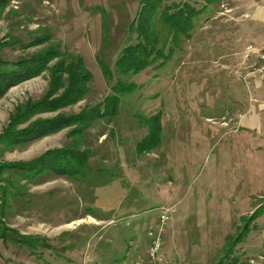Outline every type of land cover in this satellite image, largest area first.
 <instances>
[{
    "label": "rangeland",
    "instance_id": "374dc122",
    "mask_svg": "<svg viewBox=\"0 0 264 264\" xmlns=\"http://www.w3.org/2000/svg\"><path fill=\"white\" fill-rule=\"evenodd\" d=\"M175 1L203 6L190 36L136 74L115 62L138 0H8L0 11L1 73L56 48L91 74L81 100L8 130L45 94L59 58L0 95V264H144L161 208V264H245L264 251V121L244 124L264 115V97L255 92L252 111L251 79L239 78L244 47L264 46V0ZM60 114L72 122L39 136L40 120ZM68 152H86L83 165Z\"/></svg>",
    "mask_w": 264,
    "mask_h": 264
},
{
    "label": "trees",
    "instance_id": "16d2710c",
    "mask_svg": "<svg viewBox=\"0 0 264 264\" xmlns=\"http://www.w3.org/2000/svg\"><path fill=\"white\" fill-rule=\"evenodd\" d=\"M202 1L205 4H210L216 0ZM7 3L8 0H0V11L3 10ZM202 10L203 6L196 8L186 1L138 0V7L135 16L132 18V21L128 23V30L130 34L125 40V45L119 51L118 58L115 62V68L118 69L120 73L136 74L152 65L158 59H162L161 57L164 59V57L167 56H165L163 52L166 50L171 52L172 47L169 46L174 44L180 36H190V30L193 28L194 20L202 12ZM102 16L104 19V15ZM155 18H157L156 20H158L161 25L158 29L153 25V20ZM106 33H109L108 28L105 29V34ZM162 33H164V36ZM133 38H135V42L130 43L129 40ZM40 39L46 40L47 36L39 37L32 42L22 45V47L25 48L36 44L40 42ZM55 56L59 58V61H57V64L49 68L50 80L45 94L36 102L27 106L25 105L26 107H22L23 109L18 108L16 110L17 113L12 116V119L8 123L7 130L12 128L13 123L20 122V119L26 118L30 114L42 111H54L60 107L74 104L83 98L87 88L86 84L91 77L90 72L85 68L80 57H75L65 61L60 49L56 48L55 50H53V48L46 49L43 52H37L36 54L28 57H18L17 60H14V70L7 73L0 72V95H2L9 86L32 75L38 74L43 68L46 69L49 58H53ZM2 62L3 61L0 59V65ZM160 63H162V61ZM100 64L102 72L107 76L111 75L109 68L106 67L103 62ZM115 89L118 92L123 90L117 89V87H115ZM131 89L132 86L126 90L130 91ZM59 90L60 94L53 97V95ZM116 98L117 97H112L110 102L112 103V100H116ZM94 112L101 115L104 113H99L98 110H94ZM105 113L107 112L105 111ZM55 117L57 118L51 120L47 119L45 121L40 120L39 124L44 123L46 128L38 130L39 136L46 132L55 131L62 126L67 125L68 122H72V120L67 121L63 119L65 116L62 114ZM14 119L15 122H13ZM5 131L6 129L3 130V132ZM31 131L33 133L34 130ZM68 153L69 156L75 158L76 165H83L86 152L77 153V156H75L72 152ZM45 154L46 153H43L40 157H43ZM65 154H67L66 151L63 152L62 157H65ZM68 161H70V159ZM68 161L65 159L64 162L68 164ZM64 170L65 169H63V171ZM68 171L71 172L72 170ZM74 171H78V169H75ZM19 237L23 242L27 241L30 247H35V238L25 236Z\"/></svg>",
    "mask_w": 264,
    "mask_h": 264
},
{
    "label": "built area",
    "instance_id": "2783aa9c",
    "mask_svg": "<svg viewBox=\"0 0 264 264\" xmlns=\"http://www.w3.org/2000/svg\"><path fill=\"white\" fill-rule=\"evenodd\" d=\"M242 62L246 63V73L239 74V78L247 83V77L251 75L258 77L262 83L261 91L264 97V46L255 47L252 44H247L242 53ZM168 218L169 209L161 208L154 230L148 232L149 243L144 264H161V259L159 257L161 250V233L163 232L164 225ZM141 262L142 260H139L135 264H142ZM247 264H264V251L257 253L256 256L249 257L247 259Z\"/></svg>",
    "mask_w": 264,
    "mask_h": 264
},
{
    "label": "crops",
    "instance_id": "0c3cea01",
    "mask_svg": "<svg viewBox=\"0 0 264 264\" xmlns=\"http://www.w3.org/2000/svg\"><path fill=\"white\" fill-rule=\"evenodd\" d=\"M250 86H252V92L250 93L249 91H248V94H249V103L251 102L252 103V105H251V110L252 111H254L255 112V108H256V106L257 105H255V104H253V102H255V100H256V97H255V95H256V93L255 92H258V93H260L261 95H262V91H261V85H262V83H261V81H260V79L258 78V77H255V76H253V75H251L250 76ZM258 107L260 108V109H263L264 110V100H263V103H261V104H258ZM263 117V118H262ZM262 119V120H261ZM264 121V115H262V114H253V115H251L247 120H245L244 121V124L245 125H248V126H252V127H259V125L262 123ZM241 123H242V121H241ZM264 123V122H263ZM90 219H91V225H92V227H95V226H98L99 224H100V222L101 221H103L102 220V218H97V217H93V216H88ZM109 222V221H108ZM111 222H112V220H111ZM101 224H103L102 222H101ZM97 232V229L95 228L94 229V234ZM107 242H109V239L107 240ZM128 249H131L133 252H134V255L136 254H141V253H143L144 251H141L140 253H137L138 251H139V245H137V246H135V247H130V248H128ZM138 249V250H137ZM261 252V251H260ZM259 253V252H258ZM143 255V254H142ZM249 257H251V256H247L246 257V259H245V264H247V259L249 258ZM97 258L98 257H94V259L92 260V262H95L96 263V260H97ZM100 259V258H99ZM130 264H132L131 262H130Z\"/></svg>",
    "mask_w": 264,
    "mask_h": 264
}]
</instances>
